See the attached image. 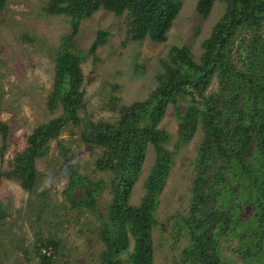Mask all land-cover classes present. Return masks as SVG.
I'll list each match as a JSON object with an SVG mask.
<instances>
[{
    "label": "trees",
    "instance_id": "16d2710c",
    "mask_svg": "<svg viewBox=\"0 0 264 264\" xmlns=\"http://www.w3.org/2000/svg\"><path fill=\"white\" fill-rule=\"evenodd\" d=\"M217 1L225 5L224 11L201 41L199 61L187 46L170 47L159 59L162 70L155 76V87L145 99L118 107L111 122L78 115L85 106L81 64L87 55L73 42L79 23L102 9L115 16L125 15L128 41L148 38L161 43L178 15L180 1L45 3L46 14L64 16L71 25V32L54 49L53 87L47 97L51 112L59 106L63 112L32 130L26 147L14 155L11 168L0 171V182L2 178L14 180L32 193L41 176L37 163L48 155L51 141L58 140L69 121L81 125L79 140L100 147L95 167L110 173L109 178L89 186L69 159L68 148L59 142L58 149L68 179L67 200L98 212L95 229L102 244L98 264H154L150 232L156 223L153 211L158 195L175 154L198 128L202 138L193 160L196 176L190 188V216L178 221L188 244L174 263L238 264L223 257L219 243L224 239L236 241L233 251L239 254L240 264H264V0H197L195 9L207 17ZM5 5L6 0H0V11ZM107 36V32L98 31L89 54H95ZM214 80L216 89L209 92ZM111 101L115 108L117 100L112 97ZM169 105L177 120V138L171 150L165 146L169 133L158 127ZM9 130L0 120L3 142ZM149 146L154 163L144 182L141 204L134 206L129 198ZM4 149L5 144L2 154ZM107 189V206L97 210V199ZM245 206L250 213L244 217ZM7 216L0 200V230ZM60 244V239L48 237L34 245L40 264H53ZM42 249L49 250V255Z\"/></svg>",
    "mask_w": 264,
    "mask_h": 264
},
{
    "label": "rangeland",
    "instance_id": "374dc122",
    "mask_svg": "<svg viewBox=\"0 0 264 264\" xmlns=\"http://www.w3.org/2000/svg\"><path fill=\"white\" fill-rule=\"evenodd\" d=\"M47 1L6 0L0 11V120L10 128L5 142L0 136V171L11 168L14 155L26 147V137L36 126L63 112L61 106L51 112L47 97L53 87L54 49L71 32V25L64 16L46 14L44 6ZM178 1L181 3L178 15L166 34V40L161 43L148 38L139 42L128 41L125 15L115 16L102 9L79 23L73 42L75 48L87 53L81 64L85 106L79 111V117L111 122L118 107L145 99L156 85V74L162 70L159 59L166 56L172 46H187L195 61H199L201 41L208 37L225 5L215 2L209 15L202 17L195 9L197 0ZM98 31L107 32V41L96 49L95 54H89ZM216 86L214 80L208 91L213 92ZM112 97L117 100L115 108ZM158 127L169 133L165 146L173 149L177 120L172 105L167 107ZM81 128V125L69 121L58 140L51 141L48 155L37 163L41 176L32 193L14 180L2 178L0 200L8 216L0 230V264H40L34 245L48 237L61 241L53 264H98L102 249L95 229L98 212L72 205L67 200L68 179L58 149L59 142L68 148L69 159L89 186L107 180L111 174L95 167L101 149L79 140L78 130ZM201 138L202 131L198 128L190 142L175 154L165 185L158 195L153 211L156 223L150 232L154 264H175L174 260L188 244V237L178 221L190 216V188L196 176L193 160ZM153 163L154 151L149 146L129 198L134 206L141 204L144 182ZM42 192H45L44 196L40 195ZM109 199L107 189L97 199V210L107 206ZM249 213L250 209L245 206L242 216ZM235 243L234 240L220 239L219 244L224 258L240 264L239 254L233 251ZM132 245L131 240L130 248Z\"/></svg>",
    "mask_w": 264,
    "mask_h": 264
},
{
    "label": "clouds",
    "instance_id": "9594fccd",
    "mask_svg": "<svg viewBox=\"0 0 264 264\" xmlns=\"http://www.w3.org/2000/svg\"><path fill=\"white\" fill-rule=\"evenodd\" d=\"M42 253H46V249H42Z\"/></svg>",
    "mask_w": 264,
    "mask_h": 264
}]
</instances>
